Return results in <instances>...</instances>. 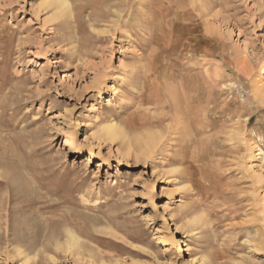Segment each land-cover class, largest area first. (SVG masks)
I'll list each match as a JSON object with an SVG mask.
<instances>
[{
	"label": "rangeland",
	"instance_id": "rangeland-1",
	"mask_svg": "<svg viewBox=\"0 0 264 264\" xmlns=\"http://www.w3.org/2000/svg\"><path fill=\"white\" fill-rule=\"evenodd\" d=\"M67 3L0 0V264H264V0Z\"/></svg>",
	"mask_w": 264,
	"mask_h": 264
},
{
	"label": "bare ground",
	"instance_id": "bare-ground-1",
	"mask_svg": "<svg viewBox=\"0 0 264 264\" xmlns=\"http://www.w3.org/2000/svg\"><path fill=\"white\" fill-rule=\"evenodd\" d=\"M48 1H50V2H52V3H54L55 4V13L53 14V16H52V18H53V20H58V19H60V17H61V15H64V13H67L68 15H69V13H70V7H69V5H68V3H67V0H48ZM70 15H71V13H70ZM146 70V69H145ZM262 85H259V88L261 87V86H264V78H263V80L260 82ZM166 85V84H165ZM164 85V86H165ZM168 85V84H167ZM256 92V91H255ZM254 92V93H255ZM256 95V96H255ZM254 97H256V98H258L259 99V101H260V103H261V101L263 100V97H264V94L260 91V90H258L257 91V93H255L254 94ZM178 98H176V97H172L171 98V101H172V103L173 104H175V105H177L178 103V100H177ZM261 99V100H260ZM170 101V102H171ZM264 101V100H263ZM262 101V102H263ZM258 102V101H257ZM177 103V104H176ZM172 104V105H173ZM174 106V105H173ZM172 106V107H173ZM158 131H160V130H158ZM102 136H103V138L105 139V140H109V141H113V140H115L116 139V137L120 134V131H119V129H118V127H116V126H114V125H107V126H105L103 129H102ZM147 132H148V130H147ZM154 132H156V131H154ZM157 133V132H156ZM156 133H153V132H148V133H145L146 135L143 137V136H141V137H143V140H142V143L144 144L145 143V145H143V146H145L146 147V152H151L152 153V150L155 148V146H157V145H159V142H160V138H161V136L160 135H158V134H156ZM163 135V134H162ZM126 136V135H125ZM138 137H140V136H138ZM137 136H136V138H138ZM140 137V138H141ZM163 137V136H162ZM135 138V139H136ZM140 138H138V139H140ZM135 139H134V141H135ZM162 139V138H161ZM130 141V140H129ZM129 141H126V142H129ZM133 144H134V142H133ZM135 144H136V146H138V144L135 142ZM140 145H141V142H140ZM143 146H141V147H143ZM140 149H143V148H140ZM127 150H129V149H127ZM144 150V149H143ZM142 150V151H143ZM125 151V150H124ZM145 152V156H147V154L148 153H146ZM127 153V152H126ZM128 153H129V151H128ZM142 153V152H141ZM143 154V153H142ZM144 155V154H143ZM256 155H259V153H256ZM253 172H254V174L256 175V178H262V179H264V171H262V168H261V166L260 165H257L254 169H253ZM196 208H195V206H193V207H191L190 209H189V213L190 214H192L191 215V217L189 218V223L190 224H192V225H198L199 223H201L202 222V220H203V217L201 216L202 214H197L195 211ZM202 224V223H201ZM66 233L68 234V239L65 241V244H67V245H73V244H75V245H78V240H77V237L75 236V234L73 233V232H71L70 230H67L66 231ZM78 255V254H77ZM200 263L199 264H212V260L209 258V257H207V256H201L200 258ZM124 264V263H123ZM139 264V263H138Z\"/></svg>",
	"mask_w": 264,
	"mask_h": 264
}]
</instances>
